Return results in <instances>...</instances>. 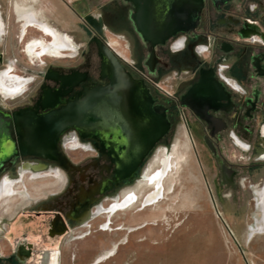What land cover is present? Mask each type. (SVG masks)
<instances>
[{
	"label": "flooded vegetation",
	"instance_id": "af4514ba",
	"mask_svg": "<svg viewBox=\"0 0 264 264\" xmlns=\"http://www.w3.org/2000/svg\"><path fill=\"white\" fill-rule=\"evenodd\" d=\"M141 4L0 0V76L14 88H0V108L11 114L14 131L15 112L46 114L97 84L105 88L110 70L100 45L140 81L141 105L151 111L134 114L131 140L127 130L69 123L58 133L57 159L18 153L4 165L0 175L16 170L56 181L40 192H16L22 200L0 209V264L74 258L72 240L89 232L80 227H90L104 200L123 199L122 188L178 134L188 138L213 180L251 185L257 210H264V0H201L196 11L180 12L179 28L157 43L158 35L149 32L154 20ZM55 37L68 45L61 50L75 52L42 59L39 52ZM258 173L260 180L251 182ZM3 180L16 182L9 175L0 185Z\"/></svg>",
	"mask_w": 264,
	"mask_h": 264
},
{
	"label": "rangeland",
	"instance_id": "374dc122",
	"mask_svg": "<svg viewBox=\"0 0 264 264\" xmlns=\"http://www.w3.org/2000/svg\"><path fill=\"white\" fill-rule=\"evenodd\" d=\"M73 52L61 50L62 55ZM56 58L42 56L47 61ZM165 159L171 167L162 180V193L148 201L156 191L150 179L163 171ZM142 172L120 190V202L131 195L134 201L111 213H97L90 227H80L89 232L72 240L75 256L64 264H264V232L251 235L264 210H257L251 185L217 183L183 134L173 137L166 150L156 149ZM8 175L16 182L13 194L0 198V209L22 200L16 192H40L56 181L50 175L31 177L16 170L3 172L0 181ZM118 202L106 199L102 205L108 211Z\"/></svg>",
	"mask_w": 264,
	"mask_h": 264
},
{
	"label": "water",
	"instance_id": "95a60500",
	"mask_svg": "<svg viewBox=\"0 0 264 264\" xmlns=\"http://www.w3.org/2000/svg\"><path fill=\"white\" fill-rule=\"evenodd\" d=\"M139 1L142 2L141 10L154 20L151 21L154 25L149 32L158 35V39L153 40V43L163 42L164 35L179 28L180 12L189 9L194 12L201 3V0ZM100 51L107 58L105 66L110 70V82L105 88L97 84L90 92L77 94L71 102L46 114L35 115L28 110L15 112L16 131L11 114L0 108V171L18 153L50 159L60 157L56 146L57 136L69 123H77L81 128L105 124L108 130L120 129L130 133L138 122L134 114L143 109V87L140 81L133 79L124 70L106 46L100 45ZM143 111L151 112L147 109ZM128 132L125 138L131 140L134 136Z\"/></svg>",
	"mask_w": 264,
	"mask_h": 264
},
{
	"label": "bare ground",
	"instance_id": "6f19581e",
	"mask_svg": "<svg viewBox=\"0 0 264 264\" xmlns=\"http://www.w3.org/2000/svg\"><path fill=\"white\" fill-rule=\"evenodd\" d=\"M53 40H54V44L52 46L50 45L48 47H44L43 50L39 52V55L40 56H42V54H45V53L53 54L56 51H59L60 52V50L62 48L68 46V45H66V42L64 40L58 39L57 37H55V39H53ZM54 54H56V53H54ZM5 75H6V73H5ZM8 80H6L3 76H0V88L3 90V93H11L14 90V88L11 87L12 84L5 83ZM163 162H165V167H164L163 171H161V172L158 171V173L156 175H154L153 177H151V179H150V181H151L150 183L156 185V191H154L152 194H150L148 196V201H152V200L156 199V197H158L162 193V189L164 188L163 187L164 185L162 184V180L166 176L169 168L171 167V163H170L169 159H167V160H165ZM35 176H38V173L35 174ZM12 187H13V181H6V180H4L3 185H2V187L0 189V198L3 197V196H5V195L6 196L12 195L13 194ZM134 199H135V195H131L129 197V199H127V200H125L123 202H120L119 201L114 206H112L110 208V210H108V211L104 207L103 208H99L98 213H101V212H109V213H111V212H113L116 209H121V208L123 209L126 206H128V204L130 202L134 201ZM259 202L261 204V207H264V195H262L260 197ZM262 217L258 218V221H259L258 223L259 224H258V226H256L255 229H252L251 230L252 231L251 232V235L253 233H256V232L257 233L258 232H264V220L262 219Z\"/></svg>",
	"mask_w": 264,
	"mask_h": 264
},
{
	"label": "crops",
	"instance_id": "0c3cea01",
	"mask_svg": "<svg viewBox=\"0 0 264 264\" xmlns=\"http://www.w3.org/2000/svg\"><path fill=\"white\" fill-rule=\"evenodd\" d=\"M255 190H257V189H255ZM255 193H256V192H254V195H255Z\"/></svg>",
	"mask_w": 264,
	"mask_h": 264
}]
</instances>
